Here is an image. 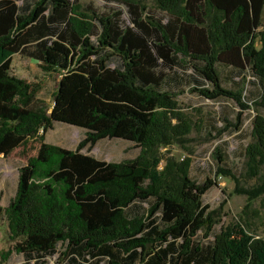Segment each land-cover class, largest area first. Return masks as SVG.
<instances>
[{
	"label": "trees",
	"instance_id": "obj_1",
	"mask_svg": "<svg viewBox=\"0 0 264 264\" xmlns=\"http://www.w3.org/2000/svg\"><path fill=\"white\" fill-rule=\"evenodd\" d=\"M103 1L117 8L0 0V156L37 144L19 168L15 196L0 204L14 242L0 264L13 255L48 264L58 254L71 264H264V239L248 226L216 232L203 202L216 182L198 184L190 160L162 152L196 126L178 92L166 89L181 87L186 74L177 69L191 68L192 92L242 107L250 72L260 88L254 105L264 102V0H154V10L140 0ZM17 54L61 76L51 107L37 98L41 84L12 73ZM221 67L240 89L223 87ZM55 122L85 129L75 149L46 143ZM251 124L245 157L259 171L264 116L256 113ZM106 138L130 141L140 153L100 160L91 151Z\"/></svg>",
	"mask_w": 264,
	"mask_h": 264
},
{
	"label": "rangeland",
	"instance_id": "obj_2",
	"mask_svg": "<svg viewBox=\"0 0 264 264\" xmlns=\"http://www.w3.org/2000/svg\"><path fill=\"white\" fill-rule=\"evenodd\" d=\"M84 6L92 5L99 12L117 5L107 4L103 0H79ZM148 10L155 9L154 0H140ZM259 31L264 32V12L262 26ZM11 71L18 78L30 83H39L42 90L37 98L48 107L53 104V93L56 91L61 76L57 73H44L38 62L22 55H14L11 62ZM182 80L181 87L173 83L166 86L167 90L178 92V100L183 110L196 123L195 129L187 139L162 152L168 159L182 162L191 161L190 176L198 184L207 180L216 182L204 196L203 202L210 207L211 216L218 222L215 229L219 232L225 227L235 224L248 226L256 237L264 239V192L256 199L251 200L256 191L264 188V167L254 170L245 157L246 147L253 142L252 119L259 113L264 116V102L254 105L259 99V85L250 72L246 74V81L242 84L244 102L248 107H242L232 100H208L192 92L195 83L187 77L191 68L177 69ZM220 75L223 87L237 90L241 88L239 79L235 78L230 69L221 67ZM236 129V124H240ZM85 137V129L55 122L54 127L46 135V143L58 145L67 149H75ZM37 144L31 142L27 152L19 148L7 158L0 156V204L6 208L15 196L18 184L19 168L26 165L29 157L36 154ZM140 148L130 141L123 139H102L92 149L91 154L106 162H120L138 156ZM219 153L223 162L218 160ZM223 170V174L220 173ZM225 170V171H224ZM14 242L9 238V229L6 218L0 220V262L2 254L12 249ZM23 258L17 255L5 264H22ZM48 264H71L70 259L58 254L48 260ZM80 264H95V261ZM99 264H104L101 262Z\"/></svg>",
	"mask_w": 264,
	"mask_h": 264
},
{
	"label": "built area",
	"instance_id": "obj_3",
	"mask_svg": "<svg viewBox=\"0 0 264 264\" xmlns=\"http://www.w3.org/2000/svg\"><path fill=\"white\" fill-rule=\"evenodd\" d=\"M162 165V164H161Z\"/></svg>",
	"mask_w": 264,
	"mask_h": 264
}]
</instances>
